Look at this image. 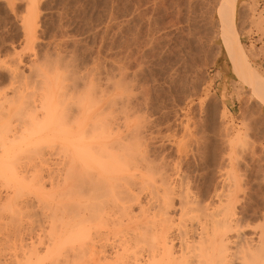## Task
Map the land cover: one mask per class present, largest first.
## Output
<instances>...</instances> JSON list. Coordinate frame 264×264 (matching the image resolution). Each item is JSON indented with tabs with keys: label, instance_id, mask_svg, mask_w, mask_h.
<instances>
[{
	"label": "rangeland",
	"instance_id": "374dc122",
	"mask_svg": "<svg viewBox=\"0 0 264 264\" xmlns=\"http://www.w3.org/2000/svg\"><path fill=\"white\" fill-rule=\"evenodd\" d=\"M219 1L0 0V100L3 102L0 116L2 109L7 111L8 105L13 104L8 109L10 126L0 121V156H5L2 153L5 144L6 148L8 145L15 146L12 149L9 146V149L16 151V154L12 152L8 155L19 154L20 159L23 157L21 160L25 165L21 164L20 159L18 162L22 170L29 168L26 171V174L29 171L28 175L37 172L44 183L41 189L45 191L49 190L48 182L56 179L53 178L54 173L57 178L58 174L61 175L57 180L62 177L65 169L62 170L60 164L63 158L70 156L66 144L52 137H34L30 140L16 137L23 129H20L23 103H31L35 95L34 98H38L43 84H47L54 105L58 102L59 108H62L56 107L57 112L62 110L60 116L63 115L65 124L71 113H76L80 108H91L92 103L95 105L91 108L94 111V108L98 109L96 111L105 108L106 116L108 110L113 111L109 112L112 118H104L114 126L118 122L123 123L122 112L124 114L128 110L129 117H132L126 121L132 130L128 145L135 150V143L137 140V143L140 142V148L135 150L137 153L131 154L157 158L155 161L162 158L166 163V173L172 180L175 175H183L190 191L201 197L202 201L220 192L224 182L231 183L230 177L231 184H236V196L232 200L239 224H243L241 228L245 236L251 240L257 238L264 231V105L250 91L251 86L239 79L231 67L220 38L216 13ZM28 22L31 24L28 25ZM235 27L249 64L264 78V0H238ZM8 66L21 72L23 79L19 83L11 84ZM63 78L66 79L61 80ZM115 82L118 84L115 85ZM17 84L21 87L18 93L22 96L18 93L19 96H16L11 91ZM61 84L64 89L62 86L59 88ZM65 91L71 94L77 91L78 94L69 95ZM89 91L94 92L90 94ZM27 93L32 94L28 96ZM73 95L77 98H73ZM87 97L90 104L84 99ZM114 100L116 105L111 104ZM74 103L79 105L75 106ZM23 114L26 115L25 111ZM43 139L44 142H41ZM20 149L23 152H19ZM29 150L33 153L30 154ZM29 154L33 159L35 156L32 155L39 154L35 159H45L47 168L51 165L55 169L56 162L58 168L55 170L61 169V174L50 168L53 175L44 163L36 164L43 165L42 168L39 166L42 172L36 166L35 170L31 169L30 164L26 165ZM45 170L53 175L50 176L52 179ZM41 177L50 180L44 182ZM4 188L0 186L3 195L6 193ZM35 198L40 200L36 196L31 205H24L17 211H0V264L22 261L26 253L22 250L26 243L40 249L44 247L43 244H36L41 240L35 236L40 232L39 225L49 220L52 211L50 205H46L50 213L45 205L44 208L40 203L37 205ZM172 205L170 214L175 215L177 199ZM24 209L27 211L24 212ZM40 235L43 237L41 232ZM58 257L52 262L45 259V263L64 264L66 255Z\"/></svg>",
	"mask_w": 264,
	"mask_h": 264
},
{
	"label": "bare ground",
	"instance_id": "6f19581e",
	"mask_svg": "<svg viewBox=\"0 0 264 264\" xmlns=\"http://www.w3.org/2000/svg\"><path fill=\"white\" fill-rule=\"evenodd\" d=\"M237 3L238 0H220L217 4L216 13L219 20L220 38L230 59L234 73L240 77H238L239 79L247 82L248 86H251L250 91L253 92L264 105V78H262L249 64L244 47L237 35L235 27ZM29 23L30 22H28V25ZM30 27L32 28L31 25ZM32 65H29L30 68H33ZM9 66L7 67V72L9 77H11L9 80H12V83H10H19L20 80L23 79L21 78L23 77L21 72ZM29 70L30 72L32 71L31 69ZM41 76L45 78L44 74ZM62 76L65 75L63 74ZM67 77H69L68 73ZM64 79L66 78L61 80ZM44 80L42 79V82ZM45 82L46 80L44 83ZM114 84L117 85L118 82ZM18 85L19 84H17L16 87H12L11 91L13 90V94L20 93L19 89L21 87ZM43 85V87L41 84L38 85L42 87L40 90L42 92H40V95L38 94V98H34L36 97L34 94L35 96L31 100V103L30 101L27 104L26 102H22L24 106L22 107L23 109H21V114L23 118L25 116V119H21L20 123H22V126L20 129H23L19 131V135H16V137L22 140H30L34 137L56 138V140L67 145V149H70L68 154L70 156L62 159L63 161L60 165L62 170L63 168L65 169V175L63 177L64 172L62 171L63 178L61 177V180H57L61 175L59 176L58 174L57 178L56 173L50 169L52 168L50 167L51 165H49L48 168L45 166L47 163L45 159H35L39 154L32 155L35 156V158H31L30 154L33 152L31 153L29 150L30 157L29 159L27 158L28 161H26V165L30 164L29 166L31 169L35 170L34 167L37 162L39 164L44 163L43 165L47 170L50 169L51 173L55 174V176H53L54 174L49 175V171L45 170L47 171L45 173H47L49 177L52 175L53 178H56L48 182L50 180L49 178L45 180L41 177L45 180L44 182H48V185L50 183L49 190L45 191L41 189L44 183L39 179L40 177L37 172H31V174L28 175L29 171L27 174L26 171L29 168L22 170V165H25L21 160L23 157L20 159V156H17L19 154L16 155L18 158L8 155L12 152H16L11 150L15 146L7 144L8 148H6L5 142H3L5 145L3 146L4 151H2V153L5 154V156H0V186H3V188L5 187L6 193L4 190H1L5 195L0 193V211L9 210L8 213H11V211H15L22 206L24 207V205H31L36 196L37 198L39 197V201L42 200L39 202L38 199L35 198L37 200V205L39 203L41 207L43 205H50V207H48L52 211L50 213L49 208L46 206V209L50 213V217H48L49 220L44 224L38 223V225L40 224L38 231L40 230L43 237H39L41 236L40 232H37V235L33 234L36 235L35 237H37V240H41V242L38 241L39 243H35L38 245L43 244L44 247L40 249V247L37 248L33 245L29 246V244L26 243L28 246L25 244L26 247L24 246L25 248L22 250L26 252L23 256L24 258L22 257L23 260H20L17 264H44L46 262L45 259H50L52 262L54 258H59L58 256L62 254L66 255L65 261L63 260L64 264H264V231L260 228L263 232L261 231L259 236H256L257 238L254 240L245 236L244 229L241 228L243 224L240 226L239 220L235 214L232 199L234 198L233 196H236L234 195L236 192V184H231L232 179L230 177H228V179L231 180V183L225 180L226 182L222 185L223 189L220 192L202 201V199H200L201 197L194 195L190 191L189 183L183 175H175L172 180L170 175L166 173V163H164L162 158L159 161H155L157 158L152 159L145 155L141 156L140 154H135L134 156L131 154L140 148V142L137 143V140L135 143V150L128 145V137L132 134V130L129 129V122H126L129 118L132 119V117H129L128 110L124 111L121 109L124 111V114L121 111L122 115H124V121L120 124L118 122L117 125L114 126L109 124L111 122L107 119L110 116V118L113 117L111 114L113 111L108 110L106 116L104 115L105 108H100L99 111H96L98 109L94 108V111L91 108L95 105L91 102V108H86V110L81 108L78 110L76 107L78 111L74 113L75 115L71 113L72 118H70L72 121L69 118L67 124H65L66 122L64 123L62 119L63 115L61 114L62 116H60L62 110L57 112L59 108L58 102L57 105L55 104L56 106L54 105L53 97L50 93L51 89L47 84ZM91 85L90 88L92 89L93 85L92 87ZM61 86L62 84L59 88ZM62 87L64 89V86ZM60 91L64 92V90ZM44 92L45 94H43ZM68 93L69 95L71 94L70 91ZM75 93H77V91L74 93L72 92V94ZM18 94L16 96L20 95ZM29 94L32 93H27L28 96ZM41 95H43V97ZM31 96L33 95H30V97ZM62 96L63 95H61V98H63ZM75 96L73 98H77ZM87 96L91 97L90 95ZM61 98L60 102L65 99L63 98L61 100ZM14 99L13 101H15ZM17 99L19 100L18 97ZM84 99L90 101L88 97ZM9 100L11 101L10 98ZM96 100L99 99L97 98ZM7 102L9 104V101ZM1 103L3 102L0 100V105H2ZM22 103L18 104L22 105ZM76 103H74L75 106L77 105ZM112 103H115V100L112 101L111 104ZM10 105H8L9 108ZM61 105L62 104H60V106ZM114 105H116V103ZM11 106H13V104ZM56 107L58 108L56 109ZM125 107L128 109V106ZM9 108L6 109L7 111H3L5 109H2L0 121L5 125L9 123L10 126L11 123L8 122ZM70 110H72V108ZM24 111L26 115L23 114ZM110 111H112L110 113L111 115L109 114ZM105 116L108 121L105 120ZM60 117L63 122H61ZM138 128L141 129L140 126ZM41 142H44V139ZM145 145L142 144V146ZM9 146L11 149H9ZM26 146H28V144H26ZM54 147L56 146L54 145ZM21 151L23 152L22 149H20L19 152ZM132 155L134 157H132ZM138 155H140V158ZM19 159L22 165L18 163ZM33 160L36 161L35 165L31 164H34L35 161ZM52 161L51 163H53ZM48 163L50 164V161ZM62 164L65 167H63ZM55 165L58 166L56 162ZM42 166L40 167L42 168ZM56 166L54 167L55 169L58 168ZM40 167L37 169L39 170ZM55 169L53 170L59 173L61 172L60 168L59 171ZM23 171L25 174H23ZM46 177L44 176V178ZM174 199H177L178 205L176 206V214L172 215L170 212ZM51 205L54 206L51 207ZM61 205H66V208ZM25 210L26 209H24V212ZM13 213L14 212H12V214ZM35 237L34 240H36ZM41 238L44 239L42 240ZM31 239L28 240L30 241ZM57 260L60 261V259ZM61 264H63V262Z\"/></svg>",
	"mask_w": 264,
	"mask_h": 264
}]
</instances>
